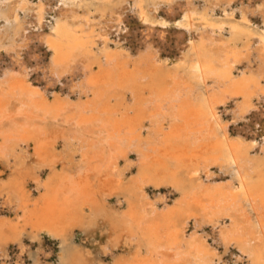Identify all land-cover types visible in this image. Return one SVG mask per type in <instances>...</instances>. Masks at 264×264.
<instances>
[{"label": "bare ground", "instance_id": "6f19581e", "mask_svg": "<svg viewBox=\"0 0 264 264\" xmlns=\"http://www.w3.org/2000/svg\"><path fill=\"white\" fill-rule=\"evenodd\" d=\"M237 1L227 0V6ZM246 7L225 26L198 9L194 0H0V56L10 59L0 70L1 98L18 95L32 102L29 106L54 113L59 97L49 99L39 85L31 84V72L40 66L28 68L23 58L30 47L40 46L48 54L45 75L82 79L79 85L72 81L70 89L80 94L71 104L76 113H83L81 123L107 133L103 139L90 129L80 139L75 152L81 167L74 169L55 151L60 134L33 122L26 132L16 128L17 134L25 133L20 149L25 154L10 164L20 144L14 141V130L1 133L0 162L10 172L0 179V195L14 199L8 213L0 215L1 254L15 246L27 264H96V257L89 260L90 250L110 251L111 264H264V0ZM249 11L261 16L259 33L242 24L250 21ZM129 12L146 27L144 49L136 57L109 47L112 33L121 37L115 44L124 46ZM162 12L167 16H159ZM169 28L184 39V52L173 64L160 58L154 38L163 40ZM36 96L38 101H32ZM227 104L229 120L222 122L218 108ZM130 111L134 115L128 116ZM252 112L257 119L252 136L232 135L228 122L248 124ZM103 144L115 146L117 153L104 150ZM124 144L130 148L119 152ZM132 150L139 159L134 185L118 168V157L128 161ZM216 172L228 175V183L215 184ZM31 181L41 188L35 197ZM123 184L140 196L145 209L140 204V209L131 206L125 211L109 204L102 192L119 197ZM161 188L172 192L174 200L150 220L147 205L153 215L160 207L148 190ZM183 214L194 218V228L206 221L218 228L214 247L195 231L183 234L188 223H181ZM78 234L93 245L90 250L75 241ZM46 241L52 242L55 254L52 262L44 263ZM161 248H174L171 253L176 254L168 261ZM219 248L228 259L219 256Z\"/></svg>", "mask_w": 264, "mask_h": 264}, {"label": "rangeland", "instance_id": "374dc122", "mask_svg": "<svg viewBox=\"0 0 264 264\" xmlns=\"http://www.w3.org/2000/svg\"><path fill=\"white\" fill-rule=\"evenodd\" d=\"M34 1H36V0H33V2ZM239 1H237L235 4H233L231 6V8H229L227 6V0H207V1H205V0H194V5L198 9H205V11L207 12V15L211 19H213L216 23H218V24L219 23H224V25L227 26V24L230 23V19H234V18L237 17V15L239 13V10H240V7L244 6L245 8H247L246 6H248L251 9L255 5V2H256V0H249V2H248V0H246V1L245 0H239ZM252 1H253L254 4L251 3ZM250 3L252 4V6L250 5ZM129 7L131 8L132 6L130 5ZM231 11L235 12L234 17L230 16ZM250 11H252V10H250ZM250 11H249V13H250ZM128 14H129V16L127 18V22H125L126 27H127L126 29L128 30V33L126 35L127 36L126 40L124 41V46H117L115 44V41L117 40V38H121V37L117 36L115 33H112L110 35V37L113 40L109 42L110 43L109 47H110L111 51L117 52L118 54H120L122 56H124V55L129 53L131 55V57H133V56L136 57L144 49L143 48L144 46L142 45V43H143L142 31L144 32L146 27H145L144 23H142V22H140L138 20V18L136 17V15L134 13L129 12ZM249 15H250V21L249 22L242 21L243 22L242 24L244 26H246L248 29H250L251 31H253V33H259L261 31V27H262L261 16L260 15H256V14H252L251 15V13ZM159 16L166 17L167 15L165 14V12H162V14H160ZM168 30L165 32V35L163 36L165 38H163V40H160V38L157 37L156 35H154V38H155V42L157 43L156 47L160 51V58L163 59L165 61V63L173 64L174 62H176L179 59L180 54L184 52V48H183L184 39L178 38V33L175 32V30L173 28H169ZM225 35H228V32H226ZM0 58H1L0 59V70H2L3 67L7 66V64L10 61V59L6 58V57H2V56H0ZM23 58H24L25 62L27 63V65L29 66L28 68H34L35 66L37 67L38 65L40 66V69L38 68L36 71L31 72V75H30L31 84H33V86H35V87H38V85H39V87H38L40 89L39 92H41V93L42 92H47L45 94H46V97H48L49 99L53 98L54 96H58L59 97L58 99L60 100V104L57 107V109L54 111V113H46V112H44L43 108L40 109L36 105L29 106V104H31L32 102H28L25 98H23V97L20 98V96H18V95L11 94V95H9L11 97L5 96L4 99L1 98V95H0V104H2L0 106V119L2 120V121L0 120V138L4 136V135L1 136V133L5 134V132H7V131L14 130V131H12V136L14 137V141L20 144V146L17 145V149H18L17 150V155H16L15 158H11L10 159L11 160L10 164H13L15 162V159H20V157H22L25 154L24 151H23L24 148H22V150H20L21 147L25 146V143H26L25 141H21L22 140V136L25 135V133L23 131L26 132L25 128L28 127L27 124L29 122H33L34 124L39 125V127H44L47 130L54 132V134H56V135H58V134L62 135L61 136L62 138L58 137V139L60 138L59 139L60 141L58 139L56 141L58 143V145L56 143V149H58V150H55V151H59V153L60 152L63 153V154L60 153L59 156L61 155L60 157H62V155H63V157H62L63 163L69 169H74V168H77V167L78 168L81 167V166H79V165H81L80 162H79V156H78L79 153L75 152V148L77 147L76 144L80 141V139L85 138L87 136V132L90 129H91V132L94 135H98L100 133L98 135L99 137H102L103 139H105L107 137V133H105L106 131H98L97 127L94 128L95 126L88 125V127H86L83 123H81L82 119H83V113H81V111H77V113H76L75 108L71 104V102H73V101L75 102L77 100V97L80 96V94L77 95L76 92H73V91L70 90V89H72V85H73L72 83L74 82V85L78 83V85H79V84L82 83V79L80 77H78V78L76 77L75 81L72 80L73 81L72 82L71 79H69L70 77H68V78L67 77L63 78L62 77L60 79H56V77L54 75H52L51 73H48V72L45 75L43 73V70H44V68L47 65L48 54L45 52V49H42V47H40V46L33 45L32 48L30 47V51H28L23 56ZM37 62H38V64H37ZM44 64H46V65H44ZM0 73H1V71H0ZM76 80H77V82H76ZM52 84H54V85L52 86ZM44 86H46V87H44ZM81 96H82L83 100L86 99V98H84L83 95H81ZM11 98H14V100H12ZM60 98H62V99H60ZM1 99L3 101H1ZM38 99H39L38 96H36V97H34V99L32 101H38ZM63 99H65V100H63ZM127 100H128V98H127ZM12 101H15V102H12ZM16 101H18V102L16 103ZM19 102H22L23 105L21 103H19ZM10 106L12 107V109H11ZM15 106H16V108H15ZM69 106H71V108L72 109L74 108V109L72 110ZM226 107L227 108H223V107H219L218 108L219 114L221 115L222 120H223L222 122L229 120V116L227 115V114H229V112H227V110H229L231 108V106H230V104H227ZM28 108H29V110H28ZM120 108L123 110V107H120ZM16 109H18V110H16ZM21 109L24 112H22ZM225 109H227V110H225ZM2 111H3L4 114L2 113ZM9 112H11V113H9ZM5 113H7V114H5ZM18 113H20L21 115H18ZM25 113L27 115H25ZM8 114H10V115H8ZM23 115L25 116L26 119L24 118ZM28 115L30 116V120H27L28 117H29ZM42 115L44 117H42ZM131 115H134V114H133V112L130 111L128 116H131ZM2 116H4V117H2ZM39 116H41V117H39ZM13 117H14V119H13ZM23 118H24V120H23ZM3 119H5V120H3ZM7 119H8V121H7ZM15 119H17V120H15ZM247 119L250 122V123L248 122V124L247 123H243L242 121H237V123L235 125V123H232L231 121H229L228 124H229L230 133L232 135L239 134L242 137L245 136L247 138H250L252 136V133L250 132V129L253 128V123H255L257 121L256 115H254V112H252L251 115H248ZM26 121H27V123H26ZM18 122H19V125L17 126ZM12 125L13 126L15 125V127H13ZM21 127H24V128H21ZM16 128H21L23 130L22 133L21 134H17L18 132H15ZM13 132H15V133L13 134ZM95 133H97V134H95ZM256 138L260 139V136H256ZM2 140L3 139L1 138L0 141H2ZM104 141L105 140H103V143H104ZM126 144H124L125 146H123L125 148H123L122 146L120 148V146H119L120 149L118 151L119 152H120V150L123 151L124 149H126V147L130 148V145L129 144L126 145ZM32 145L33 144H31L28 147L30 152H32V150H33V146ZM101 147H103L104 150H107V148L113 149L109 144H107V145L103 144ZM113 150H115V146H114ZM122 151H121V153H122ZM115 152L117 153L116 150H115ZM112 153L114 154L113 151H112ZM133 153H134L133 150L129 152L128 155H130V156H128V159L129 158L130 159L129 160L127 159L128 161H125L124 159L118 157V159H119L118 160V165H119L118 168L122 171V173L125 174L124 175L125 181L128 180L129 182H133V185H134L136 183H134L135 179H134L133 176L136 175V172H137L136 163H138L139 159L136 156V154H133ZM74 160H76V161H74ZM126 162H128V164ZM131 163H133V164H131ZM56 165L60 166L61 164H60V162H57ZM127 165L130 166V168H128ZM9 169H10L9 167L8 168L6 167L5 162H0V171H1L0 172V177H2L0 179H5L6 178L7 174L10 172ZM45 175L46 174L44 172L40 177H45ZM96 175L97 174H95L93 176V179H92L94 181V187L95 188H97V181H96L97 176ZM129 177H130V179H129ZM212 178L214 179L213 180L214 183L215 184L216 183L217 184L220 183V184H218L220 186H222L223 184H227L228 181L230 180V177L228 175H222V174L217 173V172L214 173ZM130 180H132V181H130ZM30 183L31 184L29 185V189H30L31 193L35 197L37 195V193H38V191H36V190L40 191L41 188L36 189L35 183L34 182L32 183V181ZM128 186H129V184H123L120 187L119 193H118L119 197H117V195L115 193L114 194H108V193H104V192H102V193L104 194V196H106L108 198L109 204H111L113 207L121 206L122 208L120 207V210L125 209V211H129V210H131V206L134 207V208L139 207L138 209H140V207L142 206L143 209H145L146 204L144 203V201L141 202L140 196H135L133 194L134 192L133 193L131 192L132 188L130 186L129 187ZM148 193H149V195H150V197L152 199H153V197L155 199H157V206L160 207V209L159 208H157L158 210L156 209V211H158V212H156L153 215V212L150 214L151 209H150V206L147 205L145 213L148 216V218H149V215H150L149 219L152 220L154 218H157L160 215L161 212H159V211L161 210V208H162V206L164 204L166 206H168V204H171L173 202L174 195L172 194V192H170L166 188H161V189L155 190V191H151V189H150V190H148ZM4 196H6V194H3V195L1 194L0 195V215L7 214L8 211L10 210V207L14 206V204H13V200L14 199L12 197H9L8 195L6 197H4ZM7 197H8V200L5 199ZM159 197L160 198L162 197L163 199L161 198V200H160ZM158 198H159V200H158ZM5 200L9 201V202L6 204ZM134 204H136V205H134ZM140 204H141V206H140ZM8 205H9V207H8ZM129 207H130V209H129ZM192 207H193V205H192ZM148 208L150 209V211H149ZM195 209L197 210V208H195ZM196 210H194V211H196ZM196 212H198V211H196ZM129 214L130 213L127 212V214H126V218L127 219L131 218ZM185 215H186V218H185ZM187 216H188V214H183L182 217H181L182 218L181 223L185 224L186 221H188V223L186 224L185 228L184 229L182 228L184 230V231L182 230L183 234L184 235L186 234L185 236H187V234L189 235L191 232L195 231V232H197L196 233L197 236H199V237L201 236L202 238L207 239V243L210 246H213L212 244L214 242L212 240V237L213 238L215 237L214 235H216V231H217L218 228L215 227L213 229L212 225L209 222H207V221L206 222L208 224L205 222V224L202 225L203 227L200 226V227L194 228V226H193L194 218L193 217H189L188 218ZM183 218H185V219H183ZM204 218H207V217H204ZM198 220H202V218H199ZM146 222H148V221H146ZM136 228L134 226L133 231L135 232L136 236H140V229L139 228L136 229ZM137 231H139V232H137ZM75 241H77L78 243H81L82 245L87 246V247H85V246H83V247L84 248H88L89 250L91 249L90 247L93 246V245L89 246L91 243L88 242L87 240H85L79 234H78V236H75ZM27 244L29 246H33V248H35V246L33 244H31V243H27ZM45 244H43L42 247L45 250V252H48V253L41 254V261L44 262V263L46 261L52 262L53 258H54V254H55V253L52 252V250L54 249V245L52 244L51 241H46ZM13 247L14 248L9 247L8 251H6V253H2V254L0 253V264H3L4 262H6L7 264H10V263L11 264H16V263H19V262H22V264H25V263L27 264L28 262L25 261L24 255L21 257V259L18 257V254L20 253V251H19L20 249L15 247V246H13ZM162 249L163 248H161V250ZM164 249H166V248H164ZM166 250L168 252H170V254ZM166 250L162 251L164 253H161V254H163V258L164 259L170 261L169 259L171 257H173L176 253L174 255H172L174 253V248H169V249H166ZM218 250H219L218 254H219L220 257H222L224 259H228V256H229L228 253H223V249L222 248H219ZM90 252H91L92 255L87 253L88 256H89V260H92V259H94L96 257V259H98L97 260L98 262H96V264H111V260H112L111 258H112V254L113 253H111L110 251L107 250L106 252L104 251V252L94 253V252H92L90 250ZM165 252H167V253L165 254ZM171 252H173V253H171ZM46 254H48V256H46ZM3 256L5 257V259H4ZM2 258H3V260H2ZM183 263H184V261H183ZM176 264H180V262L178 261V263H176Z\"/></svg>", "mask_w": 264, "mask_h": 264}]
</instances>
